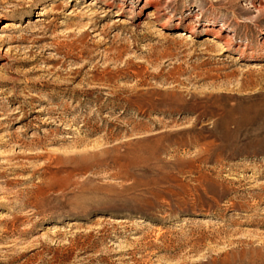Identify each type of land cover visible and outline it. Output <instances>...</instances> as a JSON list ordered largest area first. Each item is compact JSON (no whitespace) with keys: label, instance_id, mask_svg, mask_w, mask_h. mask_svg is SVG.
Segmentation results:
<instances>
[{"label":"rangeland","instance_id":"obj_1","mask_svg":"<svg viewBox=\"0 0 264 264\" xmlns=\"http://www.w3.org/2000/svg\"><path fill=\"white\" fill-rule=\"evenodd\" d=\"M144 1L0 0V264H264V0Z\"/></svg>","mask_w":264,"mask_h":264},{"label":"bare ground","instance_id":"obj_2","mask_svg":"<svg viewBox=\"0 0 264 264\" xmlns=\"http://www.w3.org/2000/svg\"><path fill=\"white\" fill-rule=\"evenodd\" d=\"M152 0H145L144 2H151ZM147 15H155V7H154V9H149V11H147V13H146ZM2 26H1V28H8L9 26H10V21L9 20H5V21H3L2 23ZM169 25V23H168V21H166L163 25H162V27H167ZM211 25V23H209V22H206L205 24H204V26H210ZM188 32H189V34L190 33H193V31L191 30V29H188ZM188 33H186L185 35H187ZM207 40L209 41V42H211V43H215V44H219L218 42H217V40L215 39V38H213V37H207ZM222 47H221V51L222 52H225L228 48L227 47H224L223 45H221ZM257 57V55H254V54H251L250 56H249V59L251 60L252 58H256Z\"/></svg>","mask_w":264,"mask_h":264}]
</instances>
